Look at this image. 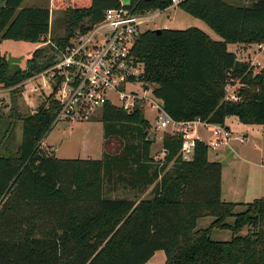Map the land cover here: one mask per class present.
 I'll list each match as a JSON object with an SVG mask.
<instances>
[{
	"label": "trees",
	"instance_id": "obj_1",
	"mask_svg": "<svg viewBox=\"0 0 264 264\" xmlns=\"http://www.w3.org/2000/svg\"><path fill=\"white\" fill-rule=\"evenodd\" d=\"M24 2L0 0V42L47 43L51 12L62 10L66 33L52 43L63 48L101 22L106 10L121 6L120 0H52L47 8ZM172 5L173 0H130L128 7L164 12ZM177 7L221 41L196 27L145 31L133 50L144 65V90L174 122L227 126L235 118L264 125V68L255 72L257 66L228 48L264 45V0L247 6L181 0ZM53 50L36 49L20 71H11L0 54V89L17 98L27 80L51 66ZM237 83L230 99L228 88ZM49 100L33 115L12 109L8 120H0V264H147L158 251L166 264H264V198L223 201V167L209 161L205 142L196 140L192 157L184 159L181 134L165 133V155L156 160L143 103L132 112L109 103L101 110V159L47 156L40 146L58 112ZM18 121L22 136L13 149ZM119 186L135 199L111 197ZM151 186L150 198H138ZM242 206L245 211L237 212ZM206 217L214 218L212 225L197 229ZM213 229L230 231L232 239L212 240Z\"/></svg>",
	"mask_w": 264,
	"mask_h": 264
},
{
	"label": "built area",
	"instance_id": "obj_2",
	"mask_svg": "<svg viewBox=\"0 0 264 264\" xmlns=\"http://www.w3.org/2000/svg\"><path fill=\"white\" fill-rule=\"evenodd\" d=\"M120 1V7L106 10L101 22L88 32L71 37L63 48L48 42L54 48L51 66L33 78H46L47 89H50L49 103L54 101L58 106L53 125L60 120L90 122L109 103L132 112L137 103L142 102L144 108L149 104L156 112L158 130L172 125V134H181L184 159H190L194 153L196 140L193 134L199 127L212 134L207 144L209 150L228 147L234 138L227 126L208 124L199 119L174 122L161 101L157 103L129 89L131 83H140L139 78L144 72L143 63L133 51L137 40L142 33L151 30L150 26L156 24L162 11L139 12ZM179 2L173 0L171 8Z\"/></svg>",
	"mask_w": 264,
	"mask_h": 264
},
{
	"label": "rangeland",
	"instance_id": "obj_3",
	"mask_svg": "<svg viewBox=\"0 0 264 264\" xmlns=\"http://www.w3.org/2000/svg\"><path fill=\"white\" fill-rule=\"evenodd\" d=\"M52 0H25L23 7L27 8H47L51 6ZM191 27H196L205 33H207L212 39L221 41V38L215 34L203 21L196 19L183 11H180L178 8H169L166 11L162 12L160 17L156 20L155 25H151V30L156 29H188ZM66 29V23L64 18V13L62 10H57L51 12V30L50 34L47 36L48 42H54L57 38L64 37ZM47 43H41L38 48L45 49L49 51L50 45ZM244 47V46H242ZM37 46L34 43L29 42H15V41H1L0 42V54L5 56L7 59L9 56L18 58L23 57L21 62L22 69H26L28 62L31 61L34 57V52ZM37 48V49H38ZM241 49L234 48V46L229 47V51H235L238 58L245 60L242 56ZM255 62L264 63V52L256 54ZM261 67H257L255 72H259ZM239 84L237 83L234 86H229L228 88V97L230 99L235 98V90L238 88ZM37 91L34 92V89ZM48 85L46 78H33L24 83V86L18 89L17 95V112H19L23 117L33 115L37 112L41 104L46 100L49 95L50 89L48 90ZM129 89H133L136 93L146 96L149 99L154 100L153 95L150 91L144 93V88L141 83H131ZM128 89V90H129ZM127 90V91H128ZM159 103L157 100H154ZM14 106L13 93L10 89H0V120H8V117L12 113ZM102 111L93 118L90 122H67L60 120L56 122L46 134L45 138L41 142V152L47 156H56L60 159H93L98 160L102 158L103 152L105 150V140H104V129L103 123L101 121ZM145 118L150 123L151 129L148 132V137L151 140H154L152 146V157L156 160H160L162 153V143L158 141V137L163 138L167 130L173 131L172 125H169L165 130H158L156 128V112L150 107L149 104L145 106ZM230 125L235 123L238 126H248L243 125L237 121L235 118H230ZM234 125V124H233ZM232 125V126H233ZM235 129L234 137H240L239 139H232L228 147H221L219 150L222 152L220 157V162L225 167V179H224V188L225 191L229 189L230 185H227L226 171H229L233 167L241 166L245 168L249 166L248 163L242 161L233 153L232 149L236 148L238 153L243 154L244 150V137L241 135L244 131V127ZM198 132H201L203 138L207 141L212 139V134L202 127L198 128ZM22 136V122L18 121L15 129V139L13 149L17 148V145L21 141ZM243 139V141H241ZM210 158L215 159V152L209 150ZM228 173V172H227ZM243 177H240L239 180L248 179L245 170L242 169ZM152 186L149 187L145 192L138 194V198H150ZM227 189V190H226ZM227 193H225L226 195ZM111 197L115 198H129L135 199V193L130 192L129 189L125 190L119 186V189L112 194ZM253 197V196H252ZM252 197L243 196L241 199L242 202H252L254 201ZM245 207H238L237 212L245 211ZM214 221L212 217L202 218L198 221L197 229H207L209 228ZM229 223H232V220H229ZM247 229H244L241 232V235H245ZM210 237L214 241H229L232 239V234L230 231L213 229L211 231ZM147 264H166V255L163 251H158L155 253L154 257Z\"/></svg>",
	"mask_w": 264,
	"mask_h": 264
},
{
	"label": "crops",
	"instance_id": "obj_4",
	"mask_svg": "<svg viewBox=\"0 0 264 264\" xmlns=\"http://www.w3.org/2000/svg\"><path fill=\"white\" fill-rule=\"evenodd\" d=\"M181 1V0H180ZM227 3L234 5V6H247L250 4L251 0H225ZM174 8V7H173ZM175 8H178L177 6ZM179 9V8H178ZM182 11V10H180ZM185 13V12H184ZM213 31V30H212ZM214 32V31H213ZM215 33V32H214ZM216 34V33H215ZM37 48L40 46L36 44ZM234 46V48L241 49L242 56L245 60L251 61L253 65L261 67L260 69L264 68V63L255 62V55L264 52V45H255V46H247L242 47V45H228ZM36 48V49H37ZM236 53L235 51H233ZM234 124V125H233ZM227 125L228 129L233 131V135L235 134V127L236 129L244 127L243 133L241 135L244 137V150L243 154L238 153L236 148H233L232 151L240 158L242 161L249 164L245 168L241 166L233 167L229 171H226V176H228L227 185L229 189L225 191L224 188V179H225V167L222 165V199L225 202H241V203H248L242 202L241 199L243 196L252 197L253 200L264 198V125H250V126H238L237 124L233 123ZM233 125V126H232ZM174 131V130H173ZM173 131L167 130L166 133L172 134ZM195 140H201L206 144H209V141L205 140L201 135V132L198 131L193 134ZM240 137H234V139H239ZM162 137H158V141L162 143ZM242 141V140H241ZM215 152V159L210 158L209 154V161L211 162H220V157L222 156V152L218 149ZM164 151L162 148L161 158H164ZM221 163V162H220ZM222 164V163H221ZM242 169L245 170L248 179L240 181L239 178L243 177ZM228 172V173H227ZM225 193H227L225 195ZM145 199V198H142ZM226 231V230H225Z\"/></svg>",
	"mask_w": 264,
	"mask_h": 264
},
{
	"label": "water",
	"instance_id": "obj_5",
	"mask_svg": "<svg viewBox=\"0 0 264 264\" xmlns=\"http://www.w3.org/2000/svg\"><path fill=\"white\" fill-rule=\"evenodd\" d=\"M124 4L128 5L130 0H122ZM155 32L159 33L161 31V29H156L154 30ZM23 60V57H12L9 56L8 58V63H9V69L11 71H20L22 70V66H21V62ZM17 98H14V106H13V110L17 111Z\"/></svg>",
	"mask_w": 264,
	"mask_h": 264
}]
</instances>
